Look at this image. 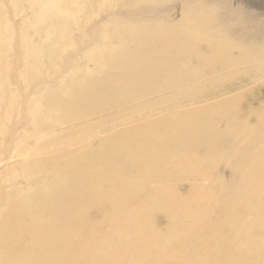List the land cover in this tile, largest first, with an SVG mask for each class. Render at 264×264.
I'll return each mask as SVG.
<instances>
[{
  "label": "rangeland",
  "instance_id": "1",
  "mask_svg": "<svg viewBox=\"0 0 264 264\" xmlns=\"http://www.w3.org/2000/svg\"><path fill=\"white\" fill-rule=\"evenodd\" d=\"M80 1L82 0H64L61 11L69 21V24L64 27L67 35L65 38L61 35L64 39L55 51L48 52L44 49L46 54L43 55L40 67L34 70L33 66L28 65L30 59L25 48L28 43L33 46L40 45L45 40L46 34L37 32L30 22L39 14L41 15V7H51L54 0H0V44H10L9 48L0 50V59L5 63L0 66V82L3 81V84H0V92L4 98L2 101L4 103L0 106V236H2L0 237V264H18L24 258H27L26 261L29 260L31 263L33 260L34 262L37 260L38 263L37 256L39 258L45 256V248L52 250V254L76 249L79 253L81 252L80 254L87 255L82 264H96L97 262L102 264L103 258L107 260H105L106 263L110 260L109 264H119L122 260L127 264H264V199L259 197L264 195V68H261L264 67V0H87L85 9L83 5L80 6ZM77 12H81V14L77 16ZM79 18L81 19L79 20ZM157 33L162 38L161 40L151 37L152 34ZM139 40L145 43L144 47L137 46ZM147 48H152L156 52L165 50L167 55L164 57L169 61L168 63L166 60L168 65L165 64L157 76L150 75L153 78L149 77L146 72H139L137 80H131L128 70L131 72L133 66L117 69L119 67L112 61L113 58L119 57L121 52L133 50L139 52L141 56L149 57ZM32 58L34 65L37 64L35 62L39 59L34 55ZM152 66L153 63L150 62V67ZM176 68L178 73L176 81L173 82L171 74ZM145 73L148 76L147 79L150 80L145 78ZM234 73H238L239 76ZM241 73H244L245 77ZM119 75H121L120 79H123L119 80ZM161 75L163 76L161 77ZM221 75H226L227 78ZM216 76L217 78L221 76L225 80L220 81V78H218L219 80L215 78ZM89 78L96 81L95 89L97 88L96 90L104 99L111 95L112 98L106 99L104 106L92 103L91 105L84 96H80V100L71 102L70 91L80 92L83 89L82 83H85L83 81ZM111 78H117V82H112ZM231 78L233 79L231 80ZM105 79L108 80L105 81ZM211 80L212 84H210ZM123 82L125 85L122 84ZM207 82L210 85L206 84ZM223 82L224 84H222ZM104 86L106 88H103ZM187 86L190 88L193 86L192 90H189L190 88L186 90ZM152 88L153 90H151ZM157 88H159L158 91ZM49 89L55 90L58 100L56 98L53 101L48 98L45 91ZM194 89L197 90L194 91ZM100 90L104 93H101ZM184 90L186 91L184 92ZM173 94L176 95V98L172 97ZM123 95L130 96V98ZM160 96H165L163 101H161L163 98L155 99L161 98ZM169 97L179 98L182 102L193 100L195 103L188 104V107L185 105L174 109L168 106L169 103L171 104V101L168 100L171 99ZM84 98L85 101H83ZM166 98L168 99L165 100ZM64 100L65 103H61ZM79 101L80 103H76ZM150 101L153 103H148ZM82 102H85V105ZM136 102L139 105L144 103L147 107L149 104L158 105L163 102V106L168 107L160 114L157 113L151 117L140 114L129 124L113 127L109 132L96 133L87 143L80 145L86 147L82 154L84 152L86 154L90 150L96 152L103 149L104 155L108 156L112 146L107 144L109 139H104L106 134H114L115 137L123 135L135 137L141 134L147 135L152 130L153 136L157 129L158 131L154 135L155 139L151 138V144L170 149V155L167 159H156L160 162L158 166L163 169L161 178L155 179L158 183L160 181V184L152 186L155 190L151 189V193L148 195L150 199L149 197L148 199L151 201L159 190L163 191L166 196L170 193L176 194L178 205H182L184 201L188 202L187 200L194 196L195 199L190 201H193L192 205L195 206L188 208L191 202H189V206H185L189 211V214L186 212L188 219L183 218L182 221L185 219L183 222L179 219L180 224L177 223L178 221L172 222L166 213L154 212V204L150 205L146 194L140 193L138 195L139 202L137 201L133 205L134 215L130 216L131 225L127 228L114 226L113 231V229L110 230V225L102 223L103 219H106L104 222H107V217L111 213L110 209L101 207L102 205H94L90 208V206H85L84 201L79 200L81 201L79 202L75 197L64 201V204L68 203V205H64L65 210L62 207H60L61 212L56 210L57 217H64L67 222H71L70 226H60L57 229V219L51 222L46 221V218L51 216L48 213L53 197L49 196L41 200L37 192L43 186L51 185L50 182L55 183L60 177L64 178L63 172H65V165L68 164L67 161H75L69 165L70 168L68 167L73 171L83 168L86 156L83 158L85 161H81V163L79 162L81 151L78 148H68V151L66 147H63L57 151H67L58 156L59 159L50 163L52 166L58 165L57 168L60 171L55 170V173H47L41 169V158L35 155L37 152H32V148L35 149L36 145H46L48 142L58 139L71 140L74 139V136L80 138L79 134L87 129V125H83V123H89L91 120L92 122L89 123L91 126L88 125L89 129L105 122H112L113 120H109L113 115H117L116 112L118 114L132 113V110L138 106ZM46 104L47 106L43 107ZM72 104L73 106H71ZM78 105L83 108L76 109ZM133 105L136 107L132 108ZM60 106L67 110L63 111ZM31 111L32 113L29 115L32 118H29L28 113ZM68 112L73 116H68ZM185 120L189 123H185ZM95 122L97 124H94ZM132 124L135 125V128L131 126ZM159 124H161L160 127H157ZM74 126L79 128L75 129ZM155 126L156 128H154ZM162 126L165 128L164 131H162ZM189 126H194V129L188 128ZM136 128L140 129L138 133H136ZM147 128L150 129L149 132ZM142 130L147 132L143 133ZM55 133L56 135H52ZM95 136H97L95 138L97 142L93 139ZM158 136L162 138L157 139ZM17 148H21V152L19 149L16 150ZM16 151H19V154ZM15 153L16 155H14ZM10 154L14 156L13 159ZM1 155L6 157L4 156L3 159ZM168 165H171L169 169ZM96 169H98L97 176H92L90 180L101 178L103 167L99 166L98 168L97 166ZM173 169L175 171L180 169V172H175ZM127 170H122L125 176H129ZM182 171H187L188 174H181ZM200 171L209 173L208 176L203 175L206 184L203 181V173ZM59 172L61 174H58ZM190 172L191 176H189ZM142 173L143 170L139 171V174H134V180L135 178L139 179ZM193 173L196 177L193 176ZM54 174L57 175V179ZM165 175L171 177L170 179L174 178L173 180L177 178L176 175L179 178L182 175H184L183 178L186 176L188 178L186 177L187 181H185L181 177L183 180L180 178V183L177 179L167 183L162 179V177H166ZM45 177H47L46 181ZM198 181H203V184ZM176 182L177 184H175ZM162 183L164 184L162 185ZM238 189L243 194L242 197L239 196L238 205L233 208L234 198L238 199V196H234ZM174 194L169 196H174ZM21 197L29 200L23 203ZM214 200L216 202H213ZM29 201H38L37 207L33 203L25 205ZM42 201L46 202L42 203ZM183 204L188 205L185 202ZM67 207L75 211L72 210V212ZM181 207L179 209H183L184 206ZM185 207L184 209H186ZM75 208H78L82 213L80 216H78L79 210L77 209V212ZM41 210L43 213L46 212L45 215L41 214ZM102 214L104 215L103 219ZM192 214L195 215L194 218H192ZM224 214L225 217L228 214L226 219L224 216L221 217ZM82 215H85L91 224L94 223L92 225L95 227L94 230L92 228L90 233L87 232V235L86 231L82 230L84 228H81L77 222V219ZM105 215L109 216L105 217ZM124 216L122 215L120 218L121 222H126L129 215ZM242 218H245V221ZM98 220L99 222L102 220L101 223H96ZM96 226L100 229L95 230ZM148 230L153 235L150 238L143 237L145 231L147 233ZM10 231L11 233L15 232L12 234L13 236L9 234ZM104 231L108 234L112 231L114 235L109 236L111 241H106V244L102 243L100 239ZM46 233L50 235L43 237ZM20 235L24 238H20ZM184 236L185 239H183ZM75 237L80 239L79 243H72L76 239ZM82 237L85 238V241L88 239L86 243L82 241L84 240ZM156 237L165 238L168 243L163 247V242L156 245ZM49 239L53 240L49 241ZM217 239L218 241L223 239L228 248L231 246L236 248L235 245L238 244L240 249L229 250L224 245L223 251H220L217 246L211 244V241ZM189 240L193 242H189ZM20 241H23L22 244ZM35 241L36 243H34ZM34 245L36 247L38 245L39 248ZM89 245L91 247H88ZM52 246L53 248H51ZM25 249L26 254L24 253ZM121 252L123 253L121 254ZM4 253H7L8 256H5ZM13 253L18 254L19 258L14 257ZM11 254L14 255L13 258ZM128 256L130 259H127ZM55 257L56 255L53 258L56 259ZM47 259L49 257H45L44 261L40 259V262L41 260L45 262Z\"/></svg>",
  "mask_w": 264,
  "mask_h": 264
},
{
  "label": "bare ground",
  "instance_id": "2",
  "mask_svg": "<svg viewBox=\"0 0 264 264\" xmlns=\"http://www.w3.org/2000/svg\"><path fill=\"white\" fill-rule=\"evenodd\" d=\"M63 2H64V0H54V2L52 3L53 5L51 6V7H41V15L39 14L38 16H36V18H34L31 22H30V24L33 26V28L37 31V32H41V33H45L46 35H45V40L42 42V43H40V45H38V46H33L32 44H30V43H28V45L26 46V48H25V50H27V55H28V57H29V59H30V62H29V64L28 65H31V66H33V69L34 70H37V68H39L40 67V64H41V61H42V58L44 57L43 55H45L46 54V52L44 51V49L45 50H47L48 52H50L51 50H53V51H55L56 49H57V47L61 44V42H62V40L66 37V35H67V31H66V29H64V27H66L65 25L66 24H69V21H68V19H67V17L65 16V14L61 11V9H62V4H63ZM87 2V0H82V1H80V6L81 5H83V7H84V9L86 8V3ZM51 8H54V9H51ZM81 12H83V11H81ZM81 12H77L76 14H77V16H79L80 14H81ZM81 18H79V20H80ZM36 22V24H34ZM28 24H29V22H28ZM59 24H60V27H59ZM57 28V29H56ZM59 28H60V30H59ZM38 35V34H37ZM64 36V38H62V36ZM76 36V35H75ZM151 37L153 38V39H156V40H161L162 38L159 36V33H157V34H152L151 35ZM33 38V37H32ZM138 42V44H137V46L138 47H144V44L145 43H143V41L142 40H139V41H137ZM10 47V44L9 43H6V44H4V43H1L0 44V50L1 49H3V50H5V49H7V48H9ZM131 49V48H130ZM147 50V52L149 53V57H146V55L145 56H141L140 55V53L139 52H137L136 50H133V51H128V52H125V53H122L121 52V54H120V56L119 57H116V58H113L112 59V61H113V63L116 65V66H118L119 68H117V69H125V68H128V67H130V66H133V70L130 72V70H128V73H129V76L131 77V80H137V78H138V75H140V73L139 72H146L147 74H149L148 76L149 77H151V76H157V74L159 73V71L163 68V66H165V64H167L166 63V58L164 57V56H166L167 54L165 53V50H162V51H158V52H156L154 49H152V48H147L146 49ZM202 50V49H201ZM7 51V50H6ZM58 53V52H57ZM49 54V53H48ZM32 55H34L37 59H39L38 61H36L35 63H37V64H35V65H37V66H35L34 65V63H33V58H32ZM55 56V55H54ZM160 56V57H159ZM190 59H191V57H190ZM59 61H60V59H59ZM168 61V60H167ZM150 62H151V64L153 63V66L152 67H150ZM0 66H2V65H5V63H3V61L0 59ZM168 63H169V61H168ZM66 64V63H65ZM207 64V63H206ZM264 64V63H263ZM168 65V64H167ZM209 66H210V64H209ZM216 66H218V65H216ZM215 66V67H216ZM4 67V66H3ZM2 67V68H3ZM150 67V68H149ZM201 67V66H200ZM207 67V66H206ZM260 67V66H259ZM211 68V67H210ZM261 68H264V67H261ZM260 68V69H261ZM172 69H174V68H172ZM219 69V68H218ZM166 70V69H165ZM170 70V69H169ZM204 70V69H203ZM202 70V71H203ZM207 70H208V68H207ZM210 70V69H209ZM212 70H214V69H212ZM101 71H103V70H101ZM150 71V73H148V72ZM168 71V70H167ZM171 71V70H170ZM222 71V70H221ZM220 71V72H221ZM250 71V70H249ZM258 71H259V69H258ZM173 72V71H172ZM207 72V71H206ZM242 72H244V71H242ZM248 72V71H247ZM146 73L144 74V75H146ZM161 73V72H160ZM170 73V72H169ZM177 73H178V71H177V68L174 70V73L173 74H171V79L173 80V82H175L176 81V76H177ZM203 73V72H202ZM207 73H209V72H207ZM206 73V74H207ZM216 73H218L217 71H216ZM233 73V72H232ZM229 74V75H233V74ZM239 73V72H238ZM238 73L236 74V73H234L235 75H237V76H239L238 75ZM257 73V72H256ZM39 74V73H38ZM204 74V73H203ZM215 74V73H214ZM228 74H226V75H228ZM242 74V73H241ZM244 74V73H243ZM242 74V75H243ZM251 74V73H250ZM151 75V76H150ZM205 75V74H204ZM226 75H221V76H226ZM38 76V75H37ZM116 76V75H115ZM120 76L121 75H119V80H121V79H123V78H121L120 79ZM148 76L146 75L145 76V78L147 79L148 78ZM163 75H161V77H162ZM180 76V75H179ZM210 76V75H209ZM214 76V75H213ZM221 76H219L218 78H220V81L222 80H225V79H223V77H221ZM236 76V77H237ZM33 77V76H32ZM117 77V76H116ZM235 77V76H234ZM243 77H245V74L243 75ZM144 78V79H145ZM151 78H153V77H151ZM181 78H182V75H181ZM214 78V77H213ZM213 78H210V79H213ZM216 79H218L217 78V76L215 77ZM214 78V79H215ZM222 78V79H221ZM226 78H227V76H226ZM229 78V77H228ZM114 78H111V80H112V82H117V78L116 79H114ZM209 79V80H210ZM233 78H231V80H232ZM77 80V79H76ZM80 80V79H79ZM108 79H105V81H107ZM110 80V79H109ZM110 80V81H111ZM118 80V82H120ZM147 80H150V79H147ZM180 80V79H179ZM206 80H208V79H206ZM219 80V79H218ZM143 81V80H142ZM182 81V80H181ZM201 81H203V80H201ZM205 81V80H204ZM214 81H216V80H214ZM83 82H85V83H82L83 84V89L80 91V92H78L75 88V90L78 92V93H73L72 92V90L70 91V94H69V97H71V102H74V101H77L78 99H79V97L80 96H84L85 98H87L88 99V102H89V104H99V106H104L105 105V103L104 102H106V99H108V98H110L111 97V95H109L110 97H107L106 99H104V97L95 89V84H96V81L94 80V79H87V80H84ZM122 82V81H121ZM125 82V81H124ZM124 82L122 83L123 85H125L124 84ZM128 82V81H127ZM177 82H178V80H177ZM230 82V81H229ZM27 83V82H26ZM25 83V84H26ZM77 83H79L78 82V80H77ZM111 83V82H110ZM126 83V82H125ZM201 83V82H200ZM209 82H207L206 84H208ZM0 84H3V81L2 82H0ZM109 84V83H108ZM118 84V83H117ZM121 84V85H122ZM210 84H212V80H211V82H210ZM210 84H208V85H210ZM222 84H224V82L222 83ZM28 85V84H27ZM78 86H80L79 84H77ZM76 85V86H77ZM104 85V84H103ZM197 85H198V81H197ZM74 86V85H73ZM75 86V87H76ZM107 86V85H106ZM106 86H104L103 88H106ZM114 86H115V84H114ZM160 86V85H159ZM201 86H203L204 87V85H202L201 84ZM198 87V86H197ZM2 88V87H1ZM102 88V89H103ZM108 88V87H107ZM147 88V87H146ZM185 88V87H184ZM183 88V89H184ZM188 88H190V86H187V88H186V90L188 89ZM191 88H193V86H191ZM189 89V90H192V89ZM195 88V87H194ZM6 89H8V88H6ZM161 89V88H160ZM181 89V88H180ZM205 89H206V87H205ZM209 89V88H208ZM214 89H216V88H214ZM1 90V89H0ZM4 90V89H3ZM62 90V89H61ZM99 90V89H98ZM107 90V89H106ZM110 90H111V88H110ZM149 90V89H148ZM151 90H153V88L151 89ZM159 90V88H157V91ZM176 90V89H175ZM174 90V91H175ZM178 91H179V89H177ZM186 90H184V92L186 91ZM188 90V91H189ZM197 90V89H196ZM195 89H194V91H196ZM101 91V90H100ZM103 91H104V89H103ZM112 91V90H111ZM144 91H145V89H144ZM156 91V92H157ZM203 91V90H202ZM202 91H200V92H202ZM180 92V91H179ZM178 92V93H179ZM235 92V91H234ZM262 92V91H261ZM101 93H104V92H102L101 91ZM161 93H162V90H161ZM164 93V92H163ZM170 93V92H169ZM169 93H168V95H169ZM173 93V92H172ZM181 93H183V92H181ZM180 93V95H182ZM187 93H189V92H187ZM187 93H185V94H187ZM196 93H198V92H196ZM196 93H194V94H196ZM45 94L48 96V98L49 99H53V101L57 98V96H55L56 95V93H55V90H53V89H49V90H47V91H45ZM111 94V93H110ZM151 94V93H150ZM201 94V93H200ZM59 95V94H58ZM174 96H172V97H175L176 95H178L177 93H176V95L175 94H173ZM180 95H179V97H180ZM184 95V94H183ZM193 95V94H192ZM262 95V94H261ZM119 96H121L120 95V93H119ZM123 96H125V97H127V98H130V96H127V95H123ZM154 96V95H153ZM167 96V95H166ZM169 96H171V94L169 95ZM161 98H155V99H162L161 101H163L164 100V97H162V96H160ZM186 97V96H185ZM188 97H190V96H188ZM187 97V98H188ZM219 97V96H218ZM84 98V100L83 101H85L86 99ZM112 98V97H111ZM149 98V97H148ZM169 98H171V97H169ZM176 98V97H175ZM191 98V97H190ZM217 98V97H216ZM3 94H2V92H0V106L4 103V102H2L3 101ZM63 99V98H62ZM61 99V100H62ZM146 99V98H145ZM168 98H166L165 100H167ZM172 99V98H171ZM168 99L169 100V102L171 101V104L169 103V107L170 108H174V109H178V108H180V107H184L185 105L188 107V104H194L195 102L193 101V100H188V101H186V102H182V101H180L181 99ZM10 100V99H9ZM48 100V99H47ZM57 100H58V98H57ZM56 100V101H57ZM80 100V99H79ZM144 100V99H143ZM183 100V99H182ZM213 100V99H212ZM259 100V99H258ZM46 101V100H45ZM142 101V100H141ZM154 101V100H153ZM157 101V100H156ZM204 101V100H203ZM40 102H42V101H40ZM70 102V103H71ZM160 102V101H159ZM165 102V101H164ZM50 103V102H49ZM52 103H54V102H52ZM59 103V102H58ZM61 103H65V100H64V102L63 101H61ZM76 103H80V101L79 102H76ZM83 103V105H85V102H82ZM137 103V102H136ZM148 103H153V102H148ZM163 103V102H162ZM162 103H160V104H158V105H148V107L147 106H145L144 105V103H143V105H142V103H141V105H139V103H137L138 104V106H137V104H136V106H137V108L136 109H134V110H132L133 112L132 113H119L118 114V112H116L117 113V115H113L111 118H110V120L109 121H112V122H109V121H107V122H109V123H104V124H99L98 126H94V128H89L88 129V125H90L89 123H91L92 121L90 120V122L89 123H87V122H85V123H83V125H87V129H86V131H83V132H81L80 134H79V136H80V138H77V136H74V139H71V140H69V139H67L66 138V140H61V139H58V140H55V141H53V142H48L46 145H36V147H35V149L34 148H32L31 150H32V152L33 153H35V152H37L35 155H37V157L38 158H41V161H42V165L40 166L41 167V169L43 170V171H45V172H47V173H55V170H59L60 171V169L59 168H57V166L58 165H56V166H52V165H50V163H51V161H56L57 159H59L58 158V156H61V155H63L64 154V152H66L67 150H68V148H72V147H74V148H78L80 151H81V156H80V158H79V162H84L85 161V159H83L85 156H86V162H85V166L83 167V165H82V167L83 168H81V169H76V171H73V170H71V169H69L70 167H69V165L72 163V162H75L74 160H69V161H67V163L68 164H66L65 166V172H63V176H64V178L62 179V177H60L59 178V180L58 181H56L55 183H53V182H50L51 183V185H47V186H43L38 192H37V195L41 198V200H43L44 198H48L49 196H52L53 198H51L52 199V201H50V204H51V207H50V211H49V213L48 214H50L51 216L50 217H47L46 218V221H48V222H51V221H53V220H56L57 219V222H58V225H57V229L60 227V226H65V227H67V226H70V224H71V222L69 223V222H67L66 221V219L64 218V217H57L56 215H55V212H56V210L57 211H60V207H62L63 208V210H65L66 209V207H65V209H64V205H68V203H66V204H64V201L66 200L67 201V199L68 198H77V200L79 201V200H81L82 202L84 201L85 202V206H90V208L92 207V206H94V205H97V206H100V205H102L101 207H106V208H108V209H110V212L111 213H109L110 214V216L109 215H105V217H107V216H109V217H107V222H104V221H106V219H103L104 218V215L102 214V219L104 220V221H102V223H107L108 225H110V230H112L113 228H114V226H117L118 228H127V227H129L130 225H131V223H132V221H130V216H133L134 215V211H133V205L138 201V195L140 194V193H144V194H146V199L149 201V199H150V196H148L149 195V193H151L150 191H151V189H154L155 190V188H152V186L154 185V186H156V184L158 183L157 181H155V179H160L161 178V173H162V169H161V167H159L158 166V163H160L159 161H157L156 159L157 158H160V159H167L168 157H169V155H170V149H168V148H165V147H160V146H155V145H152L151 144V138H153L154 137V139H155V137L156 136H154L156 133H157V129H155L156 130V132L154 133V135L152 136V130L150 131V129L148 130V128H147V130H148V132L150 131V133H151V135H150V133L149 134H147V135H150V136H147L146 134L145 135H143V134H141L142 135V137H140V136H138V135H136L135 137H130V136H127V135H123V136H121V137H118V136H116L115 137V135L114 134H106V136L104 137V139L105 138H107V139H109V141H107V144L109 145V146H112L111 147V150H110V152H109V154H108V152H107V154H108V156L107 155H104V153L102 152V150L103 149H101V150H98V151H96V152H91V150L88 152V153H86L85 154V152L82 154V152L86 149V147H81L80 145L81 144H84V143H87L91 138H92V136H94L96 133H105V132H109L111 129H113V127H117V126H122V125H125V124H129L130 122H132L133 121V119L134 118H138V115H140V114H144L145 116H149V117H151V116H153V115H155V114H157V113H161V112H163L167 107L166 106H163V104ZM166 103V102H165ZM200 103V102H199ZM198 103V104H199ZM48 104V103H47ZM47 104L46 105H44L43 107H45V106H47ZM91 104V105H92ZM120 104V103H119ZM122 104V103H121ZM145 104L147 105V102L145 101ZM48 105H50V104H48ZM55 105V104H54ZM59 105V104H58ZM68 105V104H67ZM82 105V106H83ZM132 105V104H131ZM166 105V104H165ZM51 106V105H50ZM57 106V105H56ZM64 106V105H63ZM69 106V105H68ZM71 106H73V104L71 105ZM79 106V105H78ZM78 106H76V109L77 108H79V109H82V108H80V106L78 107ZM87 107L89 106V105H86ZM94 106V105H93ZM108 106V105H107ZM124 106V105H123ZM135 105H133L132 106V108L133 107H136ZM26 107H29V106H26ZM33 107V106H32ZM92 107V106H91ZM126 107V106H125ZM131 107V106H130ZM130 107H128V108H130ZM31 108V107H30ZM54 108V107H53ZM60 108H61V106H60ZM73 108V107H72ZM108 108V107H107ZM112 108V107H111ZM122 108V107H121ZM124 108V107H123ZM131 108V109H132ZM37 108L35 107V110H36ZM40 109V108H39ZM41 109H43V108H41ZM40 109V110H41ZM57 109V108H56ZM61 109H63V111H65V110H67L65 107L64 108H61ZM65 109V110H64ZM87 109V108H86ZM93 109V108H92ZM110 109V108H109ZM113 109V108H112ZM173 109V110H174ZM60 110V109H59ZM71 110V109H70ZM106 110V109H105ZM117 110V109H116ZM123 110H125V109H123ZM30 111V110H29ZM37 111V110H36ZM43 111V110H42ZM80 112H81V110H79ZM86 111V110H85ZM111 111V110H110ZM120 111H122V110H120ZM119 111V112H120ZM167 111H169V110H167ZM171 111V110H170ZM58 112V111H57ZM62 112V111H61ZM60 112V113H61ZM72 112V111H71ZM84 112V111H83ZM82 112V113H83ZM112 112V111H111ZM127 112V111H126ZM166 112V111H165ZM174 112H176L175 110H174ZM30 113H32V111L31 112H29L28 113V116H29V118H32V117H30ZM35 113V112H34ZM63 113V112H62ZM61 113V114H62ZM108 113V112H107ZM36 114V113H35ZM81 114V113H80ZM104 114H106V113H104ZM112 114V113H111ZM115 114V113H114ZM20 115V114H19ZM45 115V114H44ZM77 115H78V113H77ZM102 115V114H101ZM110 115V114H109ZM163 115H164V113H163ZM180 115V114H179ZM52 116V115H51ZM50 116V117H51ZM68 116H73V114H69V112H68ZM76 116V115H75ZM100 116V115H99ZM34 117H35V115H34ZM42 117V116H41ZM48 117V116H47ZM59 118H60V116H58ZM77 117V116H76ZM95 117H97V116H95ZM108 117H110V116H108ZM163 117V116H162ZM237 117H239V116H237ZM237 117H236V119H237ZM37 118V117H36ZM91 118V117H90ZM98 118H100V117H98ZM102 118V117H101ZM62 119V118H61ZM162 119H164V118H162ZM34 120V119H33ZM32 120V121H33ZM42 120V119H41ZM59 120V119H58ZM71 120V119H70ZM86 120V119H85ZM38 121V120H37ZM36 121V122H37ZM39 121H40V119H39ZM45 121V120H44ZM81 121V120H80ZM186 121V122H185ZM184 122L185 123H189V121H187V120H185ZM35 122V123H36ZM43 122V121H42ZM58 122V121H57ZM172 122V121H171ZM247 122V121H246ZM40 123H41V121H40ZM39 123V124H40ZM68 124H69V121L67 122ZM87 123V124H86ZM100 123V122H99ZM103 123V122H102ZM161 123V122H160ZM169 123V122H168ZM173 123V122H172ZM179 123H180V121H179ZM45 124H47V123H45ZM72 124V123H71ZM94 124H97L96 122L94 123ZM141 124V123H140ZM183 124V123H182ZM193 124V123H192ZM44 125V124H43ZM42 125V126H43ZM59 125V124H58ZM64 125V124H63ZM77 125V124H76ZM75 125V126H76ZM80 125V124H79ZM155 125V124H154ZM160 125L161 124H159V126H157V127H160ZM162 125H163V123H162ZM164 125H165V123H164ZM174 125V124H173ZM33 126H35V125H33ZM33 126H32V128H33ZM37 126H38V124H37ZM46 126V125H45ZM53 126V125H52ZM55 126H57V125H55ZM65 126V125H64ZM74 126V127H75ZM91 126V125H90ZM131 126H133L134 128H135V125L134 124H132ZM138 126V125H137ZM141 126H142V124H141ZM168 126H170L169 124H168ZM188 126V125H187ZM47 127V126H46ZM49 127H51L50 125H49ZM62 127V126H61ZM71 127V126H70ZM81 127H84V126H81ZM152 127V126H151ZM163 128H162V131H164L163 129H165L164 128V126H162ZM1 128V127H0ZM45 128V127H44ZM60 128V127H59ZM77 128H79V127H77ZM76 127H75V129H77ZM150 128V127H149ZM154 128H156V126L154 127ZM166 128H167V126H166ZM188 128H191V129H194V126H189ZM57 129V128H56ZM137 130H136V133H138L139 131H140V129H138V128H136ZM158 129H160V128H158ZM171 129V128H170ZM4 130V129H3ZM32 130V129H31ZM35 130V129H34ZM39 130V129H38ZM45 130V129H44ZM43 130V131H44ZM54 130V129H53ZM65 130V129H64ZM63 130V131H64ZM67 130V129H66ZM65 130V131H66ZM74 130V129H73ZM154 130V131H155ZM161 130V129H160ZM7 131V130H6ZM37 131V130H36ZM42 131V132H43ZM143 131V130H142ZM153 131V132H154ZM39 132V131H38ZM50 132V131H49ZM54 132V131H53ZM61 131H59V133H60ZM67 132H69L68 130H67ZM129 132V131H128ZM145 131H143V133H144ZM147 132V131H146ZM145 132V133H146ZM167 132V131H166ZM34 133H35V131H34ZM33 133V134H34ZM57 133H58V131H57ZM62 133V132H61ZM65 133V132H64ZM38 134V133H37ZM36 134V135H37ZM67 134V133H66ZM134 134V133H133ZM51 135V134H50ZM52 135H56V133L55 134H52ZM51 135V136H52ZM63 135V134H62ZM61 135V136H62ZM101 135V134H100ZM179 135V134H178ZM60 136V135H59ZM59 136H57V137H59ZM99 136V135H98ZM144 136V137H143ZM160 136H162V135H160ZM164 136V135H163ZM180 136V135H179ZM45 137V136H44ZM49 137V136H48ZM97 136H95L93 139H95ZM159 137V136H158ZM52 138H53V136H52ZM160 138H162V137H159V138H157V139H160ZM50 139V138H49ZM56 139V138H55ZM153 139V140H154ZM157 139H156V142H157ZM4 140V139H3ZM96 140V139H95ZM122 140V141H121ZM152 140V141H153ZM120 141V142H119ZM25 142V141H24ZM23 142V143H24ZM96 142H97V140H96ZM100 142V141H99ZM98 142V143H99ZM93 143H95V142H93ZM180 143V142H179ZM22 144V143H21ZM157 144H159V142H157ZM181 144V143H180ZM183 144V143H182ZM32 146V145H31ZM82 146H84V145H82ZM63 147H66L67 148V150L66 151H63V150H61V151H57V150H60L61 148H63ZM166 147H168V146H166ZM183 147V146H182ZM31 148V147H30ZM19 148H17L16 150H18ZM21 149V148H20ZM20 149H19V151H20ZM180 149H182V148H180ZM180 149H178V150H180ZM71 150V149H70ZM88 150V149H87ZM177 150V149H176ZM18 151V152H19ZM39 151V152H38ZM69 151V150H68ZM17 151H16V153H18ZM21 152V151H20ZM31 151H30V153H32ZM176 152H178V151H176ZM14 153V152H13ZM12 153V154H13ZM16 153L14 154V155H16ZM68 153V152H67ZM106 153V152H105ZM19 154V153H18ZM18 154H17V156H18ZM21 154V153H20ZM177 154V153H176ZM8 155V154H7ZM11 155V154H10ZM78 155V154H77ZM186 155V154H185ZM5 155H3V157H4ZM68 156V155H67ZM1 157H2V155H1ZM2 157V158H3ZM6 157V156H5ZM11 159H13V157L14 156H12L11 155ZM78 157V156H77ZM180 157V156H179ZM1 158V159H2ZM8 158H9V155H8ZM15 158H16V156H15ZM4 159V158H3ZM6 159V158H5ZM10 159V160H11ZM36 159V158H35ZM61 159V158H60ZM6 160H8V159H6ZM34 160V159H33ZM148 160H150L149 162H148ZM4 161V160H3ZM12 161V160H11ZM78 161V160H77ZM64 162V161H63ZM81 162V163H82ZM40 163V162H39ZM164 163H165V161H164ZM174 165H175V161H174V163H173ZM182 164V163H181ZM221 164V163H220ZM78 165V164H77ZM163 165V164H162ZM186 165H187V163H186ZM221 165H223V164H221ZM79 166H81V165H79ZM98 166V168H99V166H102L103 167V170H102V172H101V178H97V179H94L93 178V180H90V178L92 177V176H95L96 174H97V172H98V169H96V167ZM161 166V165H160ZM171 166V165H170ZM169 165H168V169H169V167H170ZM173 166V165H172ZM56 167V169H54ZM69 167V168H68ZM175 167V166H174ZM178 167V166H177ZM191 167H192V165H191ZM218 167V166H217ZM74 168V167H73ZM166 168H167V166H166ZM179 168H182V167H179ZM224 168V167H223ZM62 169V168H61ZM123 169H128L127 171H128V173H129V176H125L124 174H123V172H122V170ZM175 169V168H174ZM173 169V171H175ZM203 169V168H202ZM141 170H143V173H142V175L140 176V178L138 177V175H137V177L139 178V179H137L136 180V178H135V180H134V178H133V175L134 174H139V171H141ZM166 170V169H165ZM164 170V171H165ZM180 170V169H179ZM175 171V172H180V171ZM182 170V169H181ZM167 171V170H166ZM169 171V170H168ZM171 171V170H170ZM169 171V172H170ZM172 171V172H173ZM195 171V170H194ZM193 171V172H194ZM204 171V170H203ZM206 171V170H205ZM41 172V171H40ZM174 172V174H176ZM184 171H182L181 172V174H185L186 173V175L188 174L187 173V171L186 172H184ZM201 172V171H200ZM198 173V174H201V173H203L202 174V176L203 175H206V176H208L209 175V173L208 174H206V173H204V172H201V173ZM217 172V171H216ZM125 173V172H124ZM164 173V172H163ZM218 173V172H217ZM58 174H61L60 172L58 173ZM174 174H172L173 175V177H174ZM180 174V175H181ZM213 174H215V173H213ZM249 174V173H248ZM41 175V174H40ZM55 175V174H54ZM178 175V174H177ZM176 175V179L179 181L180 180V178L182 177V176H184V175H182L180 178L178 177ZM192 175V173L190 172V174H189V176H191ZM210 175H211V173H210ZM220 175V174H219ZM57 175H55V177H56ZM97 176V175H96ZM166 176V175H165ZM171 176V175H170ZM193 176L194 177H196L195 175H194V173H193ZM201 176V175H200ZM41 177V176H40ZM42 177H44V176H42ZM48 177H51V176H48ZM55 177H54V179H55ZM167 177V176H166ZM162 177V179H164V181L163 182H169L170 183V181L171 182H174L175 180H173V179H170L169 177ZM187 177V176H186ZM186 177H182L184 180H185V178ZM46 178L47 177H45V181H46ZM151 178H153V180H151ZM181 178V179H182ZM188 178V177H187ZM203 181H205V177L203 176ZM224 178V177H223ZM51 179H53V178H51ZM56 179H57V177H56ZM166 179V180H165ZM182 179V180H183ZM198 180H199V178H197ZM208 180V179H207ZM162 181V180H161ZM181 181V180H180ZM180 181H179V183H180ZM185 181H187V179L185 180ZM202 181V182H203ZM211 181V180H210ZM184 182V181H183ZM198 182H200V181H198ZM202 182H200V183H202ZM184 183H186V182H184ZM194 183H196V182H194ZM199 183V184H200ZM210 183V182H209ZM38 184V183H37ZM49 184V183H48ZM158 184H160V181H159V183ZM164 183H162V185H163ZM166 184V183H165ZM175 184H177V182L175 183ZM189 184H190V182H189ZM192 184V183H191ZM197 184V183H196ZM203 184V183H202ZM205 184H206V181H205ZM43 185H44V183H43ZM168 185V184H167ZM210 185V184H209ZM153 186V187H154ZM211 186V185H210ZM214 186H216L215 184H214ZM158 188V187H157ZM156 188V189H157ZM215 188V187H214ZM196 189H198L197 187H196ZM159 190V189H158ZM157 190V191H158ZM63 191H65L63 194H62V192ZM115 191H117L116 193L118 194L119 193V195H115ZM215 191H216V189H215ZM214 192V191H213ZM238 192V193H237ZM69 195H68V194ZM74 193H75V195H74ZM157 193V192H156ZM194 193H196V191H194ZM212 193V192H211ZM154 194H155V192H154ZM154 194H153V196H154ZM169 194V193H168ZM170 194H174V193H170ZM169 194V195H170ZM242 194H243V192L242 191H240L239 189L236 191V193H235V195L234 196H238V199H237V197H235L234 198V206H233V208H235L236 207V205H238V201L240 200V198H239V196L240 197H242ZM141 195H143V194H141ZM156 195V194H155ZM165 194H164V192L163 191H161V190H159V192L157 193V195L156 196H154V197H152V194H151V197H152V200L151 201H149L150 202V205H153V209H154V212L155 211H157V212H163V213H166L168 216H169V218H170V220L172 221V222H175V221H178L177 223H179V219L182 221V219L183 218H186L187 216H186V212L189 214V211H187V209L188 208H192L193 206H195V205H192L193 204V201L191 202L190 200H193V198H194V196H193V198L191 199L190 198V200H187L188 202H186V201H184L185 203H187L188 205H184L183 203H182V205H178V200H177V198L175 197L176 196V194H174V196L173 195H171V196H164ZM159 196H160V200H159ZM148 197H149V199H148ZM197 197V196H196ZM204 197V196H203ZM260 198H263L264 199V195H261V196H259ZM198 198V197H197ZM18 199V198H17ZM69 199V200H70ZM140 199H142V198H140ZM195 199V198H194ZM219 199V198H218ZM29 199L28 198H25V197H21V201L24 203L25 201H28ZM147 200H146V203H147ZM197 200V199H196ZM65 201V202H66ZM71 201V200H70ZM77 201V202H78ZM81 201H79V202H81ZM126 201H128V202H126ZM37 202L38 201H29V202H26L25 203V205L26 204H29V203H33V205L35 206V207H37ZM46 201H42V203H45ZM72 202V201H71ZM74 202H75V199H74ZM74 202H73V205H74ZM77 202H76V204H77ZM78 202V203H79ZM139 202V201H138ZM189 202H191V204H190V206H189ZM213 202H216V200H214ZM213 202H211V203H213ZM204 203V202H203ZM84 204V203H83ZM83 204H80L81 206L83 205ZM148 204V203H147ZM198 204V203H197ZM196 204V205H197ZM70 205V204H69ZM201 206H202V204H200ZM49 206V205H48ZM78 206V205H77ZM84 206V205H83ZM149 206V205H148ZM178 206H180V207H178ZM181 206H189L188 208H186V209H184V207H183V209H179V208H182ZM71 207H72V205H71ZM101 207H99L100 209H101ZM25 208V207H24ZM70 208V207H69ZM68 207H67V209H69ZM79 208V207H78ZM78 208H75L76 210L78 209ZM85 208V207H84ZM106 208H104V209H106ZM196 208H198L197 206H196ZM199 208H200V206H199ZM202 208V207H201ZM30 209V208H29ZM51 209H52V211H51ZM80 209H81V207H80ZM82 209H83V207H82ZM87 209H89V208H87ZM22 210V209H21ZM43 210V209H42ZM42 210H41V214L42 215H45V213H43L42 212ZM47 210V209H46ZM72 210H74V209H72ZM71 210V208H70V211H72ZM79 210V209H78ZM78 210H77V212H78ZM107 210V209H106ZM182 210V211H181ZM23 211V210H22ZM32 211H34V210H32ZM75 211V210H74ZM30 212V211H29ZM61 212V211H60ZM66 212V211H65ZM64 212V213H65ZM73 212V211H72ZM81 212H82V210H81ZM192 212V211H191ZM190 212V213H191ZM21 213V212H20ZM67 213V212H66ZM71 213V212H70ZM83 213H85V212H83ZM151 213V212H150ZM193 213V212H192ZM211 213V212H210ZM80 214H82V213H80V210H79V213H78V216H80ZM221 214V213H220ZM29 215V214H28ZM122 215L124 216V215H129L128 217H127V220H126V222H121V220L122 219H120L121 217H122ZM148 215V214H147ZM193 215V214H192ZM244 215V214H243ZM66 216V215H65ZM76 216V215H75ZM77 216V217H78ZM154 216V215H153ZM153 216H152V218H153ZM166 216V215H165ZM194 216L195 215H193L192 216V218H194ZM224 216V219H226L227 218V216H228V214H227V216L225 217V214L224 215H222L221 217H223ZM73 217V216H72ZM77 217H76V219H77ZM125 217V216H124ZM123 217V218H124ZM147 217H149V216H147ZM210 217V216H209ZM151 218V217H150ZM212 218V217H211ZM69 219H71V218H69ZM68 219V220H69ZM101 219V218H100ZM99 219V220H100ZM178 219V220H177ZM186 219H188V218H186ZM190 219V218H189ZM197 219V218H196ZM244 221H245V218H242ZM242 219H238V220H242ZM22 220V219H21ZM34 220V219H33ZM73 220H74V218H73ZM99 220H98V222L96 221V223H101V221L99 222ZM150 220V219H149ZM193 220V219H192ZM215 220V219H214ZM36 221V220H35ZM183 221H185V219L183 220ZM182 221V222H183ZM210 221V220H209ZM244 221H243V223H244ZM75 222V221H74ZM74 222H72L73 224H74ZM77 222H78V225L81 227V228H84V229H82V230H85L86 231V235H87V232H91V230H92V228H93V230H94V228L95 227H92V225L94 224H91L90 222H89V220H87L86 219V217H85V215H82V217H79L78 219H77ZM209 223V222H208ZM180 224V223H179ZM199 224V223H198ZM210 224V223H209ZM37 225V224H36ZM78 225H76V226H78ZM96 225V224H95ZM100 225V224H99ZM101 226V225H100ZM244 226V225H243ZM22 227V226H21ZM97 228L95 229V230H97L98 228L100 229V227H98V226H96ZM116 227V228H117ZM209 227V226H208ZM74 228V227H73ZM19 229V228H18ZM56 229V230H57ZM68 229V228H67ZM108 229H109V227H108ZM146 229V228H145ZM66 230V229H65ZM77 230V229H76ZM80 230V229H79ZM12 231V230H11ZM11 231H10V233L9 234H14L15 232V230L13 231V233H11ZM18 231H20V230H18ZM24 231V230H23ZM113 231H114V229H113ZM153 231V230H152ZM84 232V231H83ZM82 232V233H83ZM89 232V233H90ZM154 232V231H153ZM21 233V232H20ZM30 233V232H29ZM61 233H64V232H61ZM79 233H80V231H79ZM117 233V232H116ZM132 233V232H131ZM142 233V232H141ZM141 233H138L139 235L141 234ZM55 234V233H54ZM156 234V233H155ZM161 234V233H160ZM25 235V234H24ZM48 235H50V234H48V233H46V234H44L43 235V237H46V236H48ZM129 235V234H128ZM153 234H152V232L150 231V230H148L147 231V233H146V231H145V235L143 236V237H145V238H150L151 236H152ZM158 235V234H157ZM162 235V234H161ZM181 235H183V234H181ZM6 236H8V235H6ZM13 236V235H12ZM11 236V237H12ZM21 236V235H20ZM30 236V235H29ZM89 236V235H88ZM109 236H114L113 235V233H112V231H110V233L108 234V233H106L105 231L103 232V234L101 235V241H102V243H104V244H106V241L107 242H110L111 241V239H110V237ZM165 236V235H164ZM0 237H2V236H0ZM15 237V236H14ZM38 237V236H37ZM50 237V236H49ZM180 237V236H179ZM187 237V236H186ZM7 238V237H6ZM20 238H24V236H21ZM19 238V240H21ZM76 238V237H75ZM74 238V239H75ZM83 238V237H82ZM85 238H88L87 236H85ZM85 238H83L84 240H82L83 242L85 241ZM38 239V238H37ZM36 239V240H37ZM78 240V242H77V240ZM74 241H73V239H72V243H79V240L80 239H78V238H76ZM156 239V245H159L160 243H162L163 242V244H162V247H163V245H165V244H167L168 243V240H165V238H160V237H156L155 238ZM183 239H185V236H184V238ZM188 239V238H187ZM225 239H227V238H225ZM33 240V239H32ZM42 240V239H41ZM51 240H53V239H49V241H51ZM88 240V239H87ZM86 240V241H87ZM96 240V239H95ZM1 241V240H0ZM38 241V240H37ZM86 241H85V243H86ZM180 241V240H179ZM185 241V240H184ZM187 241V240H186ZM191 240H189V242H190ZM3 242V241H2ZM21 242V244H22V242L23 241H20ZM60 242V241H59ZM116 242V241H115ZM145 242H147V241H145ZM152 242V241H151ZM191 242H193V241H191ZM34 243H36V241L34 242ZM53 243V242H52ZM82 243V242H81ZM154 243V242H153ZM1 244V243H0ZM18 244V243H17ZM16 244V245H17ZM26 244V243H25ZM37 244H39V243H37ZM42 244V243H41ZM41 244H39V245H41ZM49 244V243H48ZM55 244H57V243H55ZM147 244H149L148 242H147ZM177 244V243H176ZM193 244V243H192ZM211 244H214V246H217V249L218 250H220V251H223V246L225 245V241L222 239V240H220V241H218V239L217 240H213V241H211ZM27 245V244H26ZM46 245V244H45ZM59 245H60V243H59ZM76 245V244H75ZM79 245V244H78ZM101 245V244H100ZM150 245V244H149ZM172 245V244H171ZM179 245V244H178ZM4 246V245H3ZM6 246V245H5ZM18 246H22V245H18ZM25 246V245H24ZM29 246V245H28ZM35 246V245H34ZM34 246H32V247H34ZM49 246V245H48ZM47 246V247H48ZM87 246V245H86ZM154 246V245H153ZM236 246V248L237 249H240V246H238V244H236L235 245ZM30 247V246H29ZM36 247V246H35ZM35 247H34V249H35ZM37 247H38V245H37ZM36 247V248H37ZM42 247H44V246H42ZM42 247H41V249H42ZM55 247V246H54ZM57 247V246H56ZM55 247V248H56ZM60 247V246H59ZM79 247V246H78ZM88 247H91L90 245L88 246ZM152 247V246H151ZM187 247V246H186ZM190 247V246H189ZM210 247V246H209ZM16 248V247H15ZM18 248V247H17ZM20 248V247H19ZM39 248V247H38ZM50 248V247H49ZM51 248H53V246L51 247ZM86 248V247H85ZM225 248L226 249H229V250H231V249H234V250H236V248L234 247V246H231V247H227L226 245H225ZM21 249V248H20ZM22 249H24L23 247H22ZM27 249V248H26ZM26 249H25V251H24V253L26 254ZM31 249V248H30ZM58 249V248H57ZM83 249V248H82ZM87 250H88V248H86ZM85 249V250H86ZM92 249H93V247H92ZM214 249V248H213ZM38 250V249H37ZM43 250V249H42ZM86 250V251H87ZM96 250V249H95ZM22 251V250H21ZM32 251V250H31ZM35 251H36V249H35ZM84 251V250H83ZM91 251V250H90ZM153 251V250H152ZM17 252V251H16ZM44 252L46 253L45 254V256H43L42 258H39V256H37V259H38V263H37V260H36V262H34V260H33V263H31L29 260H27L26 261V259L24 258L23 260L22 259H20V260H22V261H19V263L18 264H82L83 263V261H84V259L86 258V256L87 255H83V254H80L79 253V251H77L76 249H73V250H71V251H67V252H61L60 251V253H53L52 254V250H46V248H45V250H44ZM57 252V251H56ZM88 252V251H87ZM86 252V253H87ZM14 253H15V251H14ZM13 253V254H14ZM18 253V252H17ZM23 253V254H24ZM27 253H28V251H27ZM62 253V254H61ZM123 252H121V254H122ZM130 253V252H129ZM5 254V253H4ZM23 254H21V256H23ZM30 254V253H29ZM32 254H33V252H32ZM90 254H92V253H90ZM165 254V253H164ZM8 256V254L6 253L5 254V256ZM12 255V254H11ZM15 255V254H14ZM14 255H12V258H13V256ZM18 255V254H17ZM17 255H15L14 257H18ZM35 255H36V253H35ZM42 255H44V254H42ZM54 255H56V259H54L53 257H54ZM99 255V254H98ZM109 255V254H108ZM217 255V254H216ZM218 255H220L219 253H218ZM4 255L2 254V257H3ZM31 256V255H30ZM34 256V255H33ZM130 257H132L131 255H129ZM127 257V259H130V257ZM187 256V255H186ZM211 256H213V255H211ZM28 257V256H27ZM47 258V257H49V259H47V261H45V262H42V260L44 259V258ZM184 257V256H183ZM194 257V256H193ZM236 257V256H235ZM19 258V257H18ZM21 258V257H20ZM29 258H32V257H29ZM93 258V257H92ZM97 258V257H96ZM95 258V259H96ZM109 258V257H108ZM189 259H191L190 257H188ZM219 258V257H218ZM32 259H34V258H32ZM40 259H42L41 260V262H40ZM94 259V260H95ZM98 259V258H97ZM96 259V260H97ZM109 259H111V258H109ZM127 259H124V260H127ZM178 259H179V257H178ZM185 259V258H184ZM19 260V259H18ZM94 260H93V262H94ZM106 259L105 258H103V262H102V264H105L106 263V261H105ZM231 260V259H230ZM238 260V259H237ZM264 260V259H263ZM44 261V260H43ZM128 261V260H127ZM132 261V260H131ZM16 262V261H15ZM18 262V261H17ZM92 262V263H93ZM105 262V263H104ZM109 262H110V260H108V262L106 263V264H109ZM188 262V261H187ZM91 263V262H90ZM98 263V262H97ZM96 263V264H97ZM130 263V262H129ZM182 263V262H181ZM235 263V262H234ZM257 263H259V262H257ZM16 264V263H15ZM99 264V263H98ZM119 264H127V263H125V261H120L119 262ZM131 264V263H130Z\"/></svg>",
  "mask_w": 264,
  "mask_h": 264
}]
</instances>
